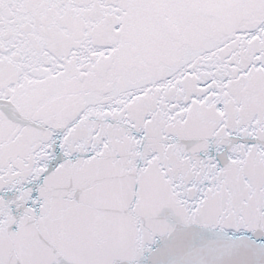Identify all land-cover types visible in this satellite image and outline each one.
Masks as SVG:
<instances>
[{
  "label": "snow or ice",
  "instance_id": "obj_1",
  "mask_svg": "<svg viewBox=\"0 0 264 264\" xmlns=\"http://www.w3.org/2000/svg\"><path fill=\"white\" fill-rule=\"evenodd\" d=\"M0 264H264V0H0Z\"/></svg>",
  "mask_w": 264,
  "mask_h": 264
}]
</instances>
